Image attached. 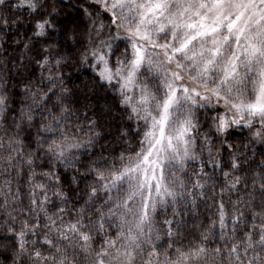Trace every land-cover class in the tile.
I'll list each match as a JSON object with an SVG mask.
<instances>
[{
	"label": "snow or ice",
	"instance_id": "snow-or-ice-1",
	"mask_svg": "<svg viewBox=\"0 0 264 264\" xmlns=\"http://www.w3.org/2000/svg\"><path fill=\"white\" fill-rule=\"evenodd\" d=\"M0 264H264V0H0Z\"/></svg>",
	"mask_w": 264,
	"mask_h": 264
}]
</instances>
